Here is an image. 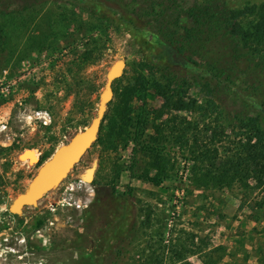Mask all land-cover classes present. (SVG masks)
Returning a JSON list of instances; mask_svg holds the SVG:
<instances>
[{"label": "rangeland", "instance_id": "1", "mask_svg": "<svg viewBox=\"0 0 264 264\" xmlns=\"http://www.w3.org/2000/svg\"><path fill=\"white\" fill-rule=\"evenodd\" d=\"M260 1L220 0L230 8ZM6 4L0 0V88L9 85L0 116V264H228L235 253L250 255L248 264H255L254 248L264 260V186L253 179L247 187L195 186L191 155L164 124L180 117L194 121L199 141L214 125L217 112L202 115L197 108L214 96L194 63L142 64L144 50H157L134 40L126 23L119 20L117 28L80 0ZM208 49L209 58L215 52ZM119 58L123 73L113 82L95 142L56 188L19 218L11 214L9 204L39 165L94 117L106 73ZM248 65L239 61L234 84L216 103L264 117V107L251 102L263 90L264 69L256 76L257 67L252 72ZM125 92L129 117L145 122L141 139L158 147V155L139 148L134 127L121 131ZM190 99L194 106L185 105ZM165 101L168 110H162ZM23 149L34 150L36 160L21 161ZM91 165L89 182L82 176ZM142 172L160 183L138 178ZM34 215L44 217L36 229L29 227ZM114 225L118 236L98 249L94 234L104 237Z\"/></svg>", "mask_w": 264, "mask_h": 264}, {"label": "trees", "instance_id": "2", "mask_svg": "<svg viewBox=\"0 0 264 264\" xmlns=\"http://www.w3.org/2000/svg\"><path fill=\"white\" fill-rule=\"evenodd\" d=\"M5 1L7 7L15 3V0ZM80 1L91 5L104 21L117 28L120 21L126 23L132 31L134 40L141 41L140 44H150L157 50H144L141 56L142 64L164 62L168 67L171 66L169 59L184 62L186 65L194 63L201 76L209 78L203 80L202 85L210 91L214 100L208 99L205 105H197L202 115L217 112L214 115V125L209 127L206 141H199L200 130L194 121L180 117L176 121L171 118L164 122L170 133L173 132L175 142L186 147L191 155L193 184L229 188L240 182L247 187V180L253 179L256 187L264 186V127L261 122V118L264 117L257 111L251 114H243L242 110L234 111V108L227 111V108H221L216 103V100L224 95L222 91L234 84L233 79L237 72L235 68L239 61H247L250 64L249 71L252 69V72L256 66V76L263 73L264 0L245 4L240 8L227 7L220 0ZM105 1L110 3L107 4ZM106 8L117 17L105 12ZM208 45L214 48L215 52L209 58ZM191 56L202 58L206 67ZM155 84L159 92L167 100L170 99L171 94H166L164 86L160 83ZM123 94L125 104L121 116V131L129 134L128 127H134L136 135L134 139L139 148L158 155L160 152L158 147L151 146L150 140L146 142L145 139H141L145 122L140 119L133 121L129 117L131 108L127 106L128 92ZM255 95L258 96L251 101L252 104L264 107V87L261 93ZM176 100L179 102L180 98ZM189 101L186 106L195 105V99ZM225 104L230 107V102L226 101ZM174 107L179 108L178 105ZM169 108L168 101L162 103V110ZM138 178L154 185L160 183V179L145 172L139 173ZM43 221L42 215L36 216L31 227L37 228ZM104 232H106L104 237L94 234L98 249L108 246L118 236L120 229L114 225L104 229Z\"/></svg>", "mask_w": 264, "mask_h": 264}, {"label": "water", "instance_id": "3", "mask_svg": "<svg viewBox=\"0 0 264 264\" xmlns=\"http://www.w3.org/2000/svg\"><path fill=\"white\" fill-rule=\"evenodd\" d=\"M125 61L115 60L106 73L104 89L99 93L96 113L83 128L75 131L65 143L58 145L52 154L33 173L25 188L17 193L8 206L9 211L20 214L24 206H35L48 191L56 188L98 137L108 103L113 96V82L122 76ZM94 171V166L86 168ZM85 174V173H84ZM93 174V173H92ZM83 175L82 178L92 180Z\"/></svg>", "mask_w": 264, "mask_h": 264}, {"label": "crops", "instance_id": "4", "mask_svg": "<svg viewBox=\"0 0 264 264\" xmlns=\"http://www.w3.org/2000/svg\"><path fill=\"white\" fill-rule=\"evenodd\" d=\"M254 250V258H256L255 260V264H264V260L262 257L263 255H260L258 253L255 252V248ZM252 253V252H249ZM241 256V257H239ZM243 256V257H242ZM230 258V259H229ZM229 258L227 259L228 264H248V262L250 261V255H240L239 253H235V255H231L229 256ZM222 264H225L224 262Z\"/></svg>", "mask_w": 264, "mask_h": 264}, {"label": "bare ground", "instance_id": "5", "mask_svg": "<svg viewBox=\"0 0 264 264\" xmlns=\"http://www.w3.org/2000/svg\"><path fill=\"white\" fill-rule=\"evenodd\" d=\"M18 155L19 159H21L23 162H33L37 158V154L32 149H23ZM83 173H85L84 175H86L87 178L91 177L92 175L91 171L86 172L85 170Z\"/></svg>", "mask_w": 264, "mask_h": 264}, {"label": "built area", "instance_id": "6", "mask_svg": "<svg viewBox=\"0 0 264 264\" xmlns=\"http://www.w3.org/2000/svg\"><path fill=\"white\" fill-rule=\"evenodd\" d=\"M8 87H9V85L6 84L0 88V116L2 115V113L4 112V109H5V107H4L6 104L5 98H6L7 93H8Z\"/></svg>", "mask_w": 264, "mask_h": 264}, {"label": "flooded vegetation", "instance_id": "7", "mask_svg": "<svg viewBox=\"0 0 264 264\" xmlns=\"http://www.w3.org/2000/svg\"><path fill=\"white\" fill-rule=\"evenodd\" d=\"M28 207H29V206H24L23 208H28ZM23 208H22V209H23ZM8 210H9V209H8ZM11 214L16 215V216L19 218V216L22 214V210H21V213H20V214H14V213H12V212H11ZM36 216H41V215H34V216L32 217V219H31L30 223H29V224H30L29 227L32 226V224H33V222H34V217H36ZM24 226H26V225H24ZM38 227H39V226H38ZM38 227H37V228H38ZM31 228H32V227H31ZM34 229H36V228H34Z\"/></svg>", "mask_w": 264, "mask_h": 264}]
</instances>
